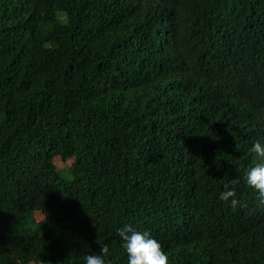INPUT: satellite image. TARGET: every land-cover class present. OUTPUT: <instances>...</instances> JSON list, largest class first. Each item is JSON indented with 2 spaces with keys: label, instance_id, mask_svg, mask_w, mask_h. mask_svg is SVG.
Wrapping results in <instances>:
<instances>
[{
  "label": "trees",
  "instance_id": "trees-1",
  "mask_svg": "<svg viewBox=\"0 0 264 264\" xmlns=\"http://www.w3.org/2000/svg\"><path fill=\"white\" fill-rule=\"evenodd\" d=\"M261 95L264 0H0V264H264Z\"/></svg>",
  "mask_w": 264,
  "mask_h": 264
},
{
  "label": "clouds",
  "instance_id": "clouds-1",
  "mask_svg": "<svg viewBox=\"0 0 264 264\" xmlns=\"http://www.w3.org/2000/svg\"><path fill=\"white\" fill-rule=\"evenodd\" d=\"M260 101L264 102L261 95ZM251 151L258 157L257 163L247 169L246 184L258 196L259 204L264 205V141L257 139L252 143ZM233 190L222 191L219 199L230 202L232 207L238 203ZM121 246L126 253L127 264H169L166 252L162 250L158 240L153 238L148 230L138 231L130 224H124L117 229ZM108 246L103 245L100 254H87L82 258V264H106L105 254Z\"/></svg>",
  "mask_w": 264,
  "mask_h": 264
},
{
  "label": "rangeland",
  "instance_id": "rangeland-1",
  "mask_svg": "<svg viewBox=\"0 0 264 264\" xmlns=\"http://www.w3.org/2000/svg\"><path fill=\"white\" fill-rule=\"evenodd\" d=\"M54 164H55V166L57 167L58 170H64V169H67V168L70 167V165H71V161H62V160H60L59 158H56V159L54 160ZM35 219H36V221H41V220H42V217H40V216L36 213V214H35ZM30 229H33V227H32V226H28V227H26V229L24 230V232H25V231H28V230H30Z\"/></svg>",
  "mask_w": 264,
  "mask_h": 264
}]
</instances>
